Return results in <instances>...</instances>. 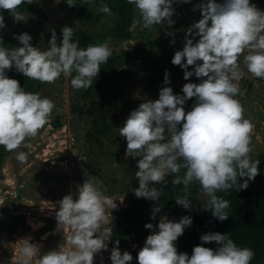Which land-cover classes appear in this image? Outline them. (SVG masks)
<instances>
[{
	"label": "clouds",
	"instance_id": "clouds-1",
	"mask_svg": "<svg viewBox=\"0 0 264 264\" xmlns=\"http://www.w3.org/2000/svg\"><path fill=\"white\" fill-rule=\"evenodd\" d=\"M23 2L32 0H0V10H9L14 21L24 20L17 11ZM174 2L177 0H128L138 10L139 22L145 28L157 23L174 24ZM66 3L75 4L73 0ZM193 7L199 8L202 18L185 30L184 46L175 51L171 63L184 70L185 80L195 75L200 78L199 83H184L183 95L174 93L170 86L161 87L157 99L141 102L118 129L119 136L127 141L126 158H139L135 172L139 186L133 189L138 198L157 200L163 189L156 185L167 183L166 172L177 173L183 167V177L176 176L171 182L187 185L198 181L209 196L203 208L222 221L229 216L225 211L229 202L216 192L232 187L238 178L244 177L247 179L239 182V189L246 188L258 173L259 161L248 156L252 124L243 118L242 105L235 98L238 87L234 81L242 75L237 64L242 52L247 71L264 78V10L250 0H200ZM100 11L107 13L110 9L102 4ZM137 23L133 18L128 31L134 30ZM4 26L0 15V28ZM73 30L71 26H63L59 43L52 31L48 47L43 50L30 43L32 36L28 32L14 34L19 46L12 49L0 46V146L5 150L17 149L26 138L35 136L54 106L48 97L25 91L17 79L8 76L7 69L14 67L29 79L49 83L63 73L65 77L71 76L72 88L80 89L92 83L100 65L111 55L107 41L79 48L72 39ZM188 34L199 38L194 43ZM190 65L194 67L189 69ZM73 71L75 75H71ZM168 82L169 72L165 70L164 83ZM192 97L195 100L186 112L184 104ZM15 159L24 164L25 151H18ZM175 202L186 209L191 206L186 197H177ZM58 205L57 230L62 231L65 243L41 251L30 237L21 238L17 264H33L34 258L35 264H94V256L108 248L111 228L104 225L116 204L92 181L84 179L76 186L75 198L69 192ZM157 211L153 207V218ZM191 223L189 215L179 220L160 218L155 228L152 223H146L144 227L152 231L137 253L138 264H250L253 250L237 246L228 233L218 231L199 237L203 242L214 241V248L198 244L193 246L191 255L178 252L174 242ZM112 243L111 264H127L133 259L129 251L121 252L118 239Z\"/></svg>",
	"mask_w": 264,
	"mask_h": 264
},
{
	"label": "rangeland",
	"instance_id": "rangeland-1",
	"mask_svg": "<svg viewBox=\"0 0 264 264\" xmlns=\"http://www.w3.org/2000/svg\"><path fill=\"white\" fill-rule=\"evenodd\" d=\"M104 1L73 0L75 4L69 6L66 0H32L29 4L37 3L39 8L17 7V11L24 17L21 21H14L9 10H0L5 24L0 28V46L6 49L20 45L14 34L22 32L32 36L30 43L33 46L46 49L52 31H55L59 43L62 38L61 28L68 25L74 29L84 28L96 40L107 41L112 48L111 55L116 58L115 71L98 76L93 94L87 100L80 97L78 89L71 87V76L65 77L61 73L50 83L31 79L34 92L48 97L54 106L45 125L35 136L26 138L17 149L6 150L0 171V264H17L18 240L21 238L30 237L31 242L37 244L41 251L64 244L63 233L57 230L55 219L58 201L69 192L75 198L76 186L86 178L116 204L111 214L108 213L109 222L104 227L124 225L120 217L121 210L141 199L149 204L144 212L143 223H125L132 229L133 235L141 236L140 242L130 240L128 246L119 243L121 252L127 250L132 254L133 259L127 264H138L133 251L143 246L146 236L152 231L144 225L150 222L155 228L160 219L152 217L156 201L138 198L134 194L133 189L139 186L135 176L138 170L136 160L139 158H126L127 141L119 136L118 128L130 111L141 102L157 99L161 87L170 86L174 93L183 95L181 88L184 83H199L200 78L195 75L185 80L184 70L179 65H173L171 59L175 51L182 50L184 46L185 30L202 18L199 8L194 10L193 7L200 0H190L189 3L177 0L172 5L175 10L172 16L174 24L157 23L147 28L142 27L139 12L134 7L133 18L138 23L129 39L116 36V14L100 11ZM250 2L264 10V0ZM81 8L86 9L85 13L79 11ZM89 16L92 18L88 19ZM188 37L194 43L199 38L192 34H188ZM244 54L242 52L237 59L242 75L234 81L238 87L235 98L242 105L243 118L249 119L252 124L248 156L250 160L259 161L258 170L262 171V178L253 183V187L258 189L264 185V80L256 79L247 71L243 62ZM192 67L190 65L189 69ZM165 70L169 72L167 85L164 83ZM6 71L9 77L15 79L20 73L14 67ZM101 97L107 101L104 110L109 125V130L104 134L98 132L102 124L98 117L100 109L96 114L87 110L93 99ZM194 100L195 97H192L185 102L186 112L191 110ZM81 107H84V112L78 110ZM167 136L165 132V138ZM20 150L25 151L27 156L24 164L15 159ZM160 184L156 186L159 188ZM208 200V194L201 190L195 206L204 209L203 203L206 204ZM105 207L108 211V206ZM179 216H172L171 220H178ZM41 223H44L43 227L33 229L35 224ZM47 230H52V234L43 238ZM114 240L112 234L106 242L108 248L101 249L94 256V264H111L109 254Z\"/></svg>",
	"mask_w": 264,
	"mask_h": 264
},
{
	"label": "trees",
	"instance_id": "trees-1",
	"mask_svg": "<svg viewBox=\"0 0 264 264\" xmlns=\"http://www.w3.org/2000/svg\"><path fill=\"white\" fill-rule=\"evenodd\" d=\"M104 4H107L110 13L116 14V20L114 25V31L116 36L121 39H129L132 36V31H128V27L131 24L134 17V5L129 4L128 0H105ZM18 7L22 9H36L39 5L29 4L23 2ZM80 12L85 13L86 9H79ZM92 18L91 16L88 17ZM72 39L78 43L79 48H85L89 44L103 43V40H96L92 33L84 28H77L73 30ZM116 67V58L110 55L106 62L100 65V71L97 76L93 78L92 83L87 88L78 89L80 97L84 100L89 99L94 87L98 81V76L103 73L113 72ZM72 75H75L73 71ZM17 80L21 87H24L25 91L34 92V83L31 79L19 73L16 75ZM256 79H263L258 78ZM93 99L90 103V107L87 109L93 114H96L100 109L98 117L101 119V128L98 132L101 134L106 133L109 130L107 123V114L104 110V106L107 105L106 99ZM80 112H84V107L78 109ZM6 155V150L3 146H0V171L3 165V161ZM179 162V161H178ZM185 169L181 167L177 173L169 172L166 175L165 180L167 183L160 184L159 188L163 189L161 196L155 200V208L158 210L155 213V218L166 217L171 219L172 216L189 215L192 217V223L186 227L183 234L180 235L174 242L178 252H186L191 255L192 248L195 245L203 244L206 247L214 248L216 243L203 242L199 237L206 232L218 231L220 233H228L229 237L234 241L237 246L248 247L253 250L254 255L250 260V264H264V185L262 188H254L253 183L262 178V171L258 170L257 175L253 180L248 181L246 188L239 189V182H242L244 178H238L237 183L232 187L217 191L216 195L226 199L228 207L225 211L228 213V217L224 220H219L212 216L211 210L201 209L195 206L196 198L201 191V187L198 181H191L187 185L183 182L173 184L171 181L176 177H183ZM187 189V191H185ZM177 197H186L191 201L189 208H184L175 202ZM149 207V204L145 200H140L136 204H133L129 208L122 209L120 212L121 220L129 224L132 222L143 223L145 219V210ZM153 217V216H152ZM178 218V220H179ZM121 227L115 226L111 228V233L115 239L120 241V244L128 246L129 241L140 242V235H133L132 229L126 224ZM142 245L140 246V248ZM139 248V249H140ZM138 249V251H139ZM138 251H133L135 257H137Z\"/></svg>",
	"mask_w": 264,
	"mask_h": 264
},
{
	"label": "bare ground",
	"instance_id": "bare-ground-1",
	"mask_svg": "<svg viewBox=\"0 0 264 264\" xmlns=\"http://www.w3.org/2000/svg\"><path fill=\"white\" fill-rule=\"evenodd\" d=\"M53 211V210H52ZM44 223H41V224H35L33 229L34 230H39L40 226H42ZM57 226V225H56ZM43 227V226H42ZM56 229V228H55ZM33 232V231H32ZM52 232V230H47L45 233H43V238H46L47 235H49L50 233ZM52 234V233H51ZM42 235V234H41ZM32 237V236H31Z\"/></svg>",
	"mask_w": 264,
	"mask_h": 264
}]
</instances>
